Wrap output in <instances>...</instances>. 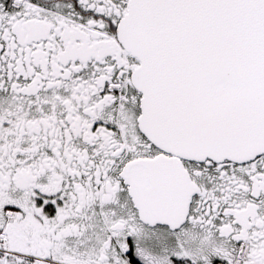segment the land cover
Here are the masks:
<instances>
[{
  "label": "snow or ice",
  "instance_id": "snow-or-ice-1",
  "mask_svg": "<svg viewBox=\"0 0 264 264\" xmlns=\"http://www.w3.org/2000/svg\"><path fill=\"white\" fill-rule=\"evenodd\" d=\"M0 264H264V0H0Z\"/></svg>",
  "mask_w": 264,
  "mask_h": 264
}]
</instances>
